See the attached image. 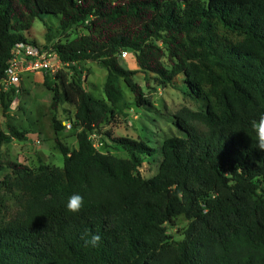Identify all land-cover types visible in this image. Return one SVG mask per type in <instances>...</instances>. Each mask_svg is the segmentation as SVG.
Segmentation results:
<instances>
[{"label":"trees","instance_id":"1","mask_svg":"<svg viewBox=\"0 0 264 264\" xmlns=\"http://www.w3.org/2000/svg\"><path fill=\"white\" fill-rule=\"evenodd\" d=\"M44 16L56 17L62 31L86 30L53 47L73 75L45 77L51 110L75 108L78 147L56 139L63 167L8 163L0 264H264V151L252 129L264 112V0H0V81L16 45L31 42L24 32ZM123 51L134 53L138 69L122 64ZM88 60L107 69L103 91L112 106L123 100L121 79L140 107L150 104L138 71L161 85L183 84L206 102L190 118L207 131L178 116L184 135L157 148L114 137L129 157L98 150L89 133L114 110L84 88L75 65ZM0 100L7 110L3 91ZM52 123L64 128L56 115ZM27 136L12 124L0 128V153ZM157 152L158 172L144 177V158ZM73 193L84 197L78 213L65 207ZM180 216L188 224L175 241L167 223ZM92 234L101 237L96 247L85 244Z\"/></svg>","mask_w":264,"mask_h":264},{"label":"rangeland","instance_id":"2","mask_svg":"<svg viewBox=\"0 0 264 264\" xmlns=\"http://www.w3.org/2000/svg\"><path fill=\"white\" fill-rule=\"evenodd\" d=\"M47 33L52 38L51 41L47 40ZM84 33L86 30L82 25L74 26L69 31H62L56 17L44 16L42 19L37 18L33 27L24 32V35L31 42L38 43L41 49L54 54V45L65 43ZM51 59L56 65L58 64L57 57L53 55ZM120 59L127 68L138 69L132 51H128L126 55L121 53ZM75 67L87 92L114 110V114L110 115L99 129L89 133L94 146L102 152H109L118 157H129V153L112 140L114 137L143 139L157 148L170 137L184 135L176 125L178 116L190 118V113L203 112L206 108V102L189 95L183 84L161 85L153 76L149 79L142 71L137 72L136 80L143 86L150 104L140 107L136 103L134 94L121 79L123 100L112 106L103 91L107 69L91 60L82 61ZM61 71L70 77L74 69L69 64L61 62L56 74ZM47 75L55 74L25 71L21 74L17 85L8 87L0 81V95L3 91L4 101L8 106L5 110L0 100V128L7 130V125L12 124L28 135L26 140L12 138L4 144L0 153V181L11 173L8 167L10 161L26 164L35 170L41 165L63 167L64 155L59 150L56 139L70 149L78 147L77 133L81 128L74 124L75 108L72 104L64 103L57 111L51 110L53 92L45 85ZM54 115L64 125L61 131H56L53 126ZM190 122L200 132L207 131L203 123L195 121L192 117ZM161 158L158 152L153 156L145 157L140 168L142 175L148 178L156 174ZM187 224L188 221L184 216L176 218L172 224L167 223L168 233L173 240L183 239L182 232Z\"/></svg>","mask_w":264,"mask_h":264},{"label":"built area","instance_id":"3","mask_svg":"<svg viewBox=\"0 0 264 264\" xmlns=\"http://www.w3.org/2000/svg\"><path fill=\"white\" fill-rule=\"evenodd\" d=\"M122 53L126 55L128 51H123ZM53 55L57 57V65L51 59ZM61 62L57 53H48L38 45L32 44V42L18 43L14 56L9 60L6 76L1 80V83L6 87L17 85L21 79V74L25 71H42L56 74ZM68 126L70 127V125Z\"/></svg>","mask_w":264,"mask_h":264},{"label":"clouds","instance_id":"4","mask_svg":"<svg viewBox=\"0 0 264 264\" xmlns=\"http://www.w3.org/2000/svg\"><path fill=\"white\" fill-rule=\"evenodd\" d=\"M252 129L255 133V147L264 151V112L259 113L258 119L252 121ZM84 203V197L79 193L70 195L66 202L65 207L71 213H78ZM101 237L92 234L90 239L85 240L87 246L96 247L99 245Z\"/></svg>","mask_w":264,"mask_h":264}]
</instances>
